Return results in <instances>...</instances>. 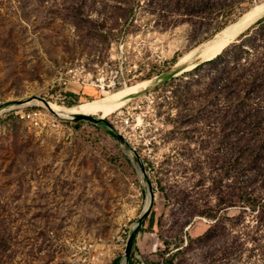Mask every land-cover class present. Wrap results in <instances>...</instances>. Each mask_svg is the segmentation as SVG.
Returning a JSON list of instances; mask_svg holds the SVG:
<instances>
[{
  "label": "rangeland",
  "instance_id": "374dc122",
  "mask_svg": "<svg viewBox=\"0 0 264 264\" xmlns=\"http://www.w3.org/2000/svg\"><path fill=\"white\" fill-rule=\"evenodd\" d=\"M262 4L0 0V264H74L87 240L122 264L133 231L147 264H264V11L246 20ZM85 68L145 87L106 124L22 118L69 110L54 83ZM84 92L76 109L103 98Z\"/></svg>",
  "mask_w": 264,
  "mask_h": 264
},
{
  "label": "built area",
  "instance_id": "2783aa9c",
  "mask_svg": "<svg viewBox=\"0 0 264 264\" xmlns=\"http://www.w3.org/2000/svg\"><path fill=\"white\" fill-rule=\"evenodd\" d=\"M87 70L86 68L83 71H76L73 69L69 70L66 74H59L54 83L59 88H65L64 99L68 101L67 107L69 110H74L82 104L83 100H85L84 90L97 91L101 95H103L104 93L110 94L126 87L129 83V81H126L123 75L119 72H111L110 74H95V72L91 73ZM36 107L38 106H26L24 108L22 118L31 120L37 127L46 126L44 121H46L47 114L51 117H54L53 120L55 122L58 121V114L51 112L48 108H45V112H40ZM76 116L77 114L72 115L71 120L76 119ZM131 125V117L128 114L123 115L120 119L121 130L124 131L125 129L130 128ZM121 137L125 139L126 134H124V136L121 135ZM126 242L127 240L125 241V246ZM73 251L75 253L74 264H100L106 257L104 247L92 240L77 243L74 246ZM129 263L147 264L146 262H144V259L141 257V255L132 254V251L128 256L126 264Z\"/></svg>",
  "mask_w": 264,
  "mask_h": 264
},
{
  "label": "bare ground",
  "instance_id": "6f19581e",
  "mask_svg": "<svg viewBox=\"0 0 264 264\" xmlns=\"http://www.w3.org/2000/svg\"><path fill=\"white\" fill-rule=\"evenodd\" d=\"M263 11L264 4L257 5L256 8L246 17V20L253 19ZM236 37L237 30L231 28L225 30L222 35L216 37V39L206 49H204V51L202 52L203 58L206 60L213 59L219 53H221V51L225 47H227ZM189 58L190 56L186 59V61H188ZM143 87H145V84H137L132 87H126L123 90H119L114 93H104L102 95V99L96 100L92 103L80 107L79 109L71 111L53 104H49L48 108L55 113L57 112L58 115L64 118H69L72 116V114H82L86 116H100L101 119H108L113 114L119 112L125 106V101L127 98L135 96L140 90H142ZM42 105L43 104L38 100H33L25 104V106L41 107ZM149 204L150 199L147 198L145 201L144 209L149 207Z\"/></svg>",
  "mask_w": 264,
  "mask_h": 264
},
{
  "label": "water",
  "instance_id": "95a60500",
  "mask_svg": "<svg viewBox=\"0 0 264 264\" xmlns=\"http://www.w3.org/2000/svg\"><path fill=\"white\" fill-rule=\"evenodd\" d=\"M76 119H85V120H88V121H92L94 123H105V119H95L93 116H85V115H77L76 116ZM109 131L113 134H115L112 129L110 128ZM117 137L121 138V135L120 134H117L116 135ZM148 199H150V204H149V207H147L146 209L143 210L139 220H138V223H140V221L142 220V218L145 216L146 212L149 211V208H150V205H151V195L148 196ZM134 237H135V233L133 231V233H131L129 236H128V239H127V242H126V246H125V250H124V264L127 263V260H128V256L130 254V251H131V245L133 243V240H134Z\"/></svg>",
  "mask_w": 264,
  "mask_h": 264
},
{
  "label": "trees",
  "instance_id": "16d2710c",
  "mask_svg": "<svg viewBox=\"0 0 264 264\" xmlns=\"http://www.w3.org/2000/svg\"><path fill=\"white\" fill-rule=\"evenodd\" d=\"M110 134H111L112 136H114L113 133L110 132ZM145 216H147V215H145ZM145 216H144V217L142 218V220L140 221V224H139V227L137 228V231L140 230V228H141V226H142V224H143V222H144V218H145ZM133 243H134V240H133ZM133 243H132V245H131V248L133 247ZM130 253H131V251H130Z\"/></svg>",
  "mask_w": 264,
  "mask_h": 264
}]
</instances>
